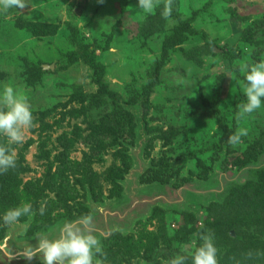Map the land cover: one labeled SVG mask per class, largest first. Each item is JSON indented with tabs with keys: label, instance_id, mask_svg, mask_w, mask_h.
I'll list each match as a JSON object with an SVG mask.
<instances>
[{
	"label": "rangeland",
	"instance_id": "rangeland-1",
	"mask_svg": "<svg viewBox=\"0 0 264 264\" xmlns=\"http://www.w3.org/2000/svg\"><path fill=\"white\" fill-rule=\"evenodd\" d=\"M164 3L151 14L138 0L0 11V91L24 95L35 123L12 145L19 205L36 212L6 227L4 212L19 205L0 209V243L12 231L21 249L87 213L105 264H192L209 230L218 264L264 248V187L250 177L264 168V99L237 118L240 66L264 59V0H173L167 20ZM222 127L247 135L229 150Z\"/></svg>",
	"mask_w": 264,
	"mask_h": 264
},
{
	"label": "clouds",
	"instance_id": "clouds-1",
	"mask_svg": "<svg viewBox=\"0 0 264 264\" xmlns=\"http://www.w3.org/2000/svg\"><path fill=\"white\" fill-rule=\"evenodd\" d=\"M103 3V0H100ZM159 0H138V8L151 14L158 7ZM26 0H0V11L7 12L16 8L23 11ZM173 0H165L161 16L167 20L172 13ZM244 73L246 83L243 87L245 101L237 105V118H243L261 108L264 99V59L253 64H243L239 69ZM35 127L31 106L27 98L11 84L3 86L0 91V136L6 137L7 144L0 145V175L6 174L16 167V152L12 147L25 140L27 130ZM247 132L238 128L227 137L226 143L232 147L241 143V138ZM39 212L44 214L43 205ZM31 203L7 209L3 216V224L11 227L20 222L21 217L34 216ZM93 216L83 214L74 219L64 221L56 231L55 236L46 232L35 233L32 241L21 249H9L10 261L22 259L26 264H105L107 255L103 251L101 240L95 234ZM199 245L191 255L192 264H218V248L215 245L214 233H198ZM264 257V252L249 251L245 259ZM167 264H186V257L176 255ZM237 264H240L237 261Z\"/></svg>",
	"mask_w": 264,
	"mask_h": 264
},
{
	"label": "trees",
	"instance_id": "trees-1",
	"mask_svg": "<svg viewBox=\"0 0 264 264\" xmlns=\"http://www.w3.org/2000/svg\"><path fill=\"white\" fill-rule=\"evenodd\" d=\"M198 110V109H197ZM201 111V110H199ZM205 112V111H204ZM208 113V112H206ZM218 113V112H215ZM232 114V113H231ZM201 118V117H199ZM220 121V118L218 119ZM235 120L232 117V121L230 122V126H224L228 128H232L233 122ZM234 129V127H233ZM238 129V128H237ZM225 130V128L222 127V131L224 133L221 134L220 143L222 146H225L227 149H231L232 146L226 143L227 137L231 135L232 133H235L236 130ZM116 139V138H114ZM238 144L237 146H239ZM99 147H101V144H99ZM19 171L17 169H10L6 174L0 175V209H6L8 206H17L20 204V199L23 196H26L25 191H21V184L19 183L18 175ZM250 177L252 179V182L254 185L259 187H264V168L261 170H253L250 173ZM27 197V196H26ZM39 197H41V191L36 188L35 198H32L33 202H38ZM231 237V236H230ZM256 252H264V248H255L254 253ZM246 263H255V264H264V257L260 258H253V259H246Z\"/></svg>",
	"mask_w": 264,
	"mask_h": 264
},
{
	"label": "water",
	"instance_id": "water-1",
	"mask_svg": "<svg viewBox=\"0 0 264 264\" xmlns=\"http://www.w3.org/2000/svg\"><path fill=\"white\" fill-rule=\"evenodd\" d=\"M118 215H120V214L118 213ZM95 233H100V232H99V230L95 229ZM9 249H19L17 247H13L12 231H9L6 238L4 239V241H2L0 243V262L3 264H21L24 262V260H22V259L10 261Z\"/></svg>",
	"mask_w": 264,
	"mask_h": 264
}]
</instances>
